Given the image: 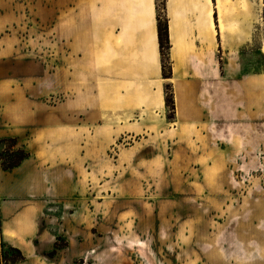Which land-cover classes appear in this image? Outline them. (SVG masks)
<instances>
[{
  "label": "rangeland",
  "instance_id": "374dc122",
  "mask_svg": "<svg viewBox=\"0 0 264 264\" xmlns=\"http://www.w3.org/2000/svg\"><path fill=\"white\" fill-rule=\"evenodd\" d=\"M169 3L176 13L172 40L204 45L192 30L179 33L182 12L193 20L199 6L196 26L210 33L201 23L200 1L179 0L178 4V0H168L167 8ZM220 5L225 13L221 30L250 33L247 43L239 44L243 48L179 49V43L173 48L163 43L161 50L159 42L150 48L145 37L144 49H113L107 44L82 57L91 72L74 79L79 109L102 101L99 94L107 93L104 102L109 112L104 121L128 134L115 147H93L96 152L87 163L90 167L78 174L77 214L71 215L68 205L57 203L66 194H56L50 202L56 209L39 218L40 227L45 225L48 233L44 240L36 237L33 245L52 264H264V0H221ZM154 7L155 18L163 23L165 0H154ZM139 9L133 5L131 12L137 14ZM127 21L130 25L135 19ZM43 37L40 40L45 44L36 48L35 56L44 64L38 103L46 116L32 119L37 114L28 111L16 116L0 98V130L8 129L7 114L27 122L59 120L53 117L54 105L69 94L54 93L55 61L67 59L70 65L71 58L78 59V51L57 48L50 34ZM130 37L132 33L121 30L116 41L122 45ZM16 59L23 62V55ZM11 69L12 73H0V78L24 75L22 64ZM86 93L91 96L89 103ZM97 116L101 114L91 115L92 125ZM63 122L70 120L63 118ZM22 123L13 126L20 128ZM53 133L57 135L49 140V155L58 156L62 150L71 153L72 146L57 143L61 132ZM101 134L95 132V136ZM135 141L147 145L141 156L157 152L147 166L118 161V153ZM26 149L16 137L0 138V168L7 170L5 166ZM170 192L177 195L174 201L167 198ZM145 195L154 202L145 203ZM175 217L191 218L184 242L165 241L163 230L177 227L163 225V221ZM91 218L93 235L80 228L85 229ZM70 229L80 230L77 236L82 240L72 239ZM134 229L149 241L109 242L103 237L133 234ZM9 252L0 245V260ZM36 263L40 264L37 257Z\"/></svg>",
  "mask_w": 264,
  "mask_h": 264
},
{
  "label": "crops",
  "instance_id": "0c3cea01",
  "mask_svg": "<svg viewBox=\"0 0 264 264\" xmlns=\"http://www.w3.org/2000/svg\"><path fill=\"white\" fill-rule=\"evenodd\" d=\"M212 2L216 16V0ZM167 3L168 0H165V14L168 22L170 17L167 13ZM136 4L140 9L137 14H134L131 8ZM141 11L142 0H0V73H12L11 66L14 64L24 66V75L21 78L18 76H16L18 78H0V98L7 101L5 109L17 112L16 116L27 111L37 114L32 119L46 116L45 112L39 109L38 103L40 94H43L40 87L42 82L40 74L44 64L35 56L36 48H41L45 44L40 40L44 38V34L52 35L53 44L57 48H65L72 52L78 51V59L71 58L70 65L67 59L55 61L54 93L69 94L68 98L54 105L56 110L53 112V117L59 120L53 119L52 124H47L46 121L39 123L34 120L27 122L23 118L17 119L16 116L7 114L5 120L9 132L6 135L7 130L3 127L0 130V138L16 137L21 145L27 148V156L17 166L7 170L0 168V240L19 248L24 255L23 260L9 264H37L36 257L39 258L40 264H52V261L38 254L33 245L36 237L43 239L48 233L45 225L40 227L39 218L47 215L51 209H56L50 204L56 194H66L67 198L57 203L68 205L69 213L72 211L71 215L77 214L80 211L76 202L80 194L78 174L82 168L90 167L87 163H91L92 156L96 152L93 147L105 146L107 149L115 147L117 143H120L119 139L128 134L118 125L110 126L104 121L106 120L105 113L109 112L105 111L106 103L104 102V99L109 96L107 93L99 94L102 101L79 109L80 106L74 96V79H79L91 72L89 65L82 59L87 55V51L103 50L108 47L107 44L113 49H144L147 26L142 24ZM199 11L200 6L198 14L193 15V20L187 19L182 12L184 20L179 33L181 30H192L199 39H202L204 45L198 46L199 41L178 42L177 40L174 42L172 40L174 34L171 33L168 22L171 48L179 43L177 45L179 49H212L215 45L225 49H241L243 46L239 44L247 43L249 40L250 33L247 31L231 34L221 30L219 24L216 25L214 31L207 28L211 33L210 36L206 29H199L196 26ZM128 19L130 22L132 19L135 21L128 25ZM154 26L157 34V18H155ZM121 30L124 34L132 33L133 37L128 39L129 42L119 45L116 39ZM18 54L23 55L21 63L17 62ZM92 91L94 94V90ZM85 96L89 103L90 94L86 93ZM99 114L101 116L96 117V125H92L91 115ZM63 118L69 119L70 122H63ZM20 120L24 122L21 127H14L13 123ZM85 130L89 131V134L84 133ZM53 131L61 132L57 143L63 147L72 146L71 153L65 154L62 150L58 156L49 155L47 152V146L50 145L49 140L57 135ZM96 131H101L102 134L95 136ZM67 132L70 134L68 137ZM135 142H130L129 146L124 147L118 153V161L135 163L137 168H140L143 163L147 166L157 156V152L150 156H141L140 153L147 145H141L139 141ZM106 194L111 193L106 192ZM175 197L177 195L173 192L167 196L173 201ZM142 200L149 204L154 202L148 195L143 196ZM173 219L163 221V225L170 226L171 224L177 227L175 230H163L165 241L184 242L190 234L191 218L177 219L175 217ZM92 220L93 218L85 229L84 226L80 227L85 232L89 231L91 235L94 234ZM144 223L148 225L150 222L146 220ZM125 224L124 222L123 225ZM71 230L69 234L72 239L82 240L77 236L81 234L80 230L78 232ZM134 231L133 234L117 232L116 234H104L103 237L109 242L131 241L134 238L149 241L147 235L135 229Z\"/></svg>",
  "mask_w": 264,
  "mask_h": 264
},
{
  "label": "bare ground",
  "instance_id": "6f19581e",
  "mask_svg": "<svg viewBox=\"0 0 264 264\" xmlns=\"http://www.w3.org/2000/svg\"><path fill=\"white\" fill-rule=\"evenodd\" d=\"M200 1L202 5V10H203V16H204V21L201 20L202 25L210 29L211 31L215 29L216 27V22L218 20L219 27L223 25V19H224V12L221 8L220 1L221 0H216V8L218 9V14H217V20L215 18V13H214V7H213V2L212 0H198ZM173 6L171 3H169L167 12L169 14L170 20L169 22V27L171 33L174 34V27H175V17L176 13L173 11ZM142 18L145 21V26H147V44L150 48H155L156 45L158 44V37L155 31V7H154V2L153 0H142ZM201 16V17H203Z\"/></svg>",
  "mask_w": 264,
  "mask_h": 264
},
{
  "label": "trees",
  "instance_id": "16d2710c",
  "mask_svg": "<svg viewBox=\"0 0 264 264\" xmlns=\"http://www.w3.org/2000/svg\"><path fill=\"white\" fill-rule=\"evenodd\" d=\"M157 37L161 50L163 48V43H166L168 47L170 46L167 17L164 18L163 23H161L160 18L157 17ZM170 102L173 104L172 99ZM26 156L27 152H22L21 154H19V156H17L15 160L11 161L7 166H5V168L9 169L14 166H17L21 162V160L24 159ZM0 245H5L7 249L11 251L9 252V255L6 253L3 254V258L2 260H0V264L15 263L24 259V255L22 254V251L19 248L12 246L11 244L6 245L5 242H3L2 240H0Z\"/></svg>",
  "mask_w": 264,
  "mask_h": 264
}]
</instances>
